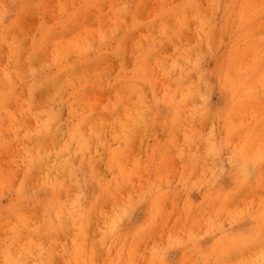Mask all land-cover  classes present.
<instances>
[{
	"label": "bare ground",
	"instance_id": "bare-ground-1",
	"mask_svg": "<svg viewBox=\"0 0 264 264\" xmlns=\"http://www.w3.org/2000/svg\"><path fill=\"white\" fill-rule=\"evenodd\" d=\"M24 1L28 3L30 0L28 1L24 0ZM42 1L43 0H38L36 5H39V7H41L40 4L43 3ZM103 1L104 0H77V6L74 8H69L66 4L63 5L61 2H58L57 5L54 7L55 14L54 16H52V19H51L52 22L50 24H45V22H42L38 25L36 33L33 34L29 38V39H33V41H30V45L34 47H31L27 51L22 50L21 42L18 40V39H22L21 37L22 35L19 32H16V28L18 26V21H16L17 17L13 19V16L12 17L10 16L11 18L9 19V23L5 24V22L2 21L1 19V17H3L2 15L5 12L3 9L0 8V76H2V78H6V80H10L11 78L16 77L15 76L16 72L18 73V71L22 70L21 65L23 64L28 65L27 68L25 66L26 69H29L30 67H32L34 63L33 61L36 60L35 59L36 51L38 52L43 51L46 54L45 64L51 65L55 68V72H52L54 74V77H52L51 79H45L39 82L38 79L40 77H37L33 79L31 83L27 85L21 84L20 86H15L12 84H8V88H10L12 91H15L17 89L20 91L24 89L25 94H26L24 103L28 106H31L33 102V98L35 96L41 95L42 93L47 92L49 89H51L52 91L51 95L54 96L55 94H57V92H59L58 90L63 91L66 84L70 86L71 88L70 98L72 100V103L70 102L68 104V107L70 108V112L74 114V117L76 118L77 121L73 127H70L68 131H66L67 140L65 141L64 139H61L59 142L58 139H55L56 133H57V129L55 128L54 130L55 125L53 123V120L55 119V113L54 111L52 112L50 110L46 112L45 117H44V120L45 119L46 120L43 124L35 127V129L33 130L28 131L29 139H36L38 141V144L32 142L28 146L25 152L26 162L24 160H20V161L22 162L23 166L26 167L27 165L28 171L37 172V174L40 176V179L38 181L39 182L38 185L40 187L42 186V183H41L42 180H43L44 185L48 184L49 186H51V188H56L57 186L60 187L64 185L63 183H65L69 179V175H70L69 169L71 167L73 168L71 158L69 157L70 147L72 145H76V143L78 144L83 143L82 144V147H83V145L87 141L86 138L93 135V133H96L97 140L102 144L108 139L107 138L105 140V137H109L111 139L117 138L119 140H122L123 144H126V142L129 140L130 137L133 139L132 134L134 132L136 133L137 128L145 134L148 133V131H151L157 128L160 131V135L157 136V139L158 141H161L162 146L163 145L167 146L172 142L174 143V140L176 139V136L174 137L175 132L177 130V125L175 122L177 119L179 120V118L174 117V112L179 111L181 113L180 109L179 110L176 109V107L178 108L177 103H179V100H180V97L177 95L178 93H176L177 92L176 89L178 87L177 83L179 82V80L182 78H185L186 76L185 74H183V71L180 69V65L178 63L179 61L190 62L192 61V58L194 56H189L190 50L188 51L184 49L185 46L183 47V49H180V50L178 47L172 46V49L170 53L168 54V56L171 59V61H173L171 66L173 68H179L180 78L179 77H176L174 79L170 78L168 76V72L165 71L167 69L162 70L160 77L157 79L152 80L150 76L147 78H142V76L149 75V71H148L149 67H146V64H149L150 59L151 60L158 59L157 56H158V52L160 51L159 50L160 48L159 46H156L153 48H149V50L145 53L139 52L137 54L138 57L135 54L136 56L132 64L133 67H132L131 73L122 74L120 71H118L112 78L113 79L112 81H110L109 79H106V76L110 72L109 65L107 62L108 56L109 57L111 55L115 56L116 52H119V51L117 49L116 52L112 51L111 53L110 51L109 53H106L104 51V48L107 42L110 44L109 42L110 39H119V37L116 36L119 30V26H116L117 22L115 24L112 23L110 25V29H111L109 33L110 35L106 34L104 31H101L100 29L98 31H93L95 30L94 29L95 27L89 30L83 26V23L85 24L87 13L91 12V11H88V9L93 7L96 10L97 8L95 6H99ZM110 1L111 0H109V2ZM141 1L142 0H139L138 3H140ZM143 1L146 2L145 0ZM159 2L160 1H158V3ZM110 3L107 5L110 6ZM113 3H115V1H113ZM257 4H256V0H180L175 3L170 2L166 7L163 6L159 8L157 11H155L154 13L152 12L153 13L151 14L152 16L150 17V19H147V20L141 19L139 16H137L138 12H135L134 9L124 8V9H120L119 11L117 9L118 14L120 13L124 14L128 19L126 22L125 20L120 21L121 23L123 22L122 23L123 25L121 26L122 27L121 28V31H122L121 39H129L133 35L131 39H143V40H146L148 43L155 41V39H157V42L160 41L161 43H167V42H170L172 39H176L179 43L178 39H180L181 37V33L184 30L183 28H187L192 33L193 39H198V42L204 43V45L208 49H211L209 46L214 43L220 42L219 46L222 43H225L223 42L224 40H222L221 42L220 39H235L233 43L234 49H235L236 46L240 43L238 39H254V41L255 39H261V36L263 33L262 34L256 33L257 28L255 27L256 19H257V12L259 10L257 8ZM202 5L204 6L206 10L207 15L201 14L202 15L201 16L199 14L198 9L200 10ZM151 10L152 9L150 8L149 11L151 12ZM111 12L112 14H117V12H113V11ZM146 13L147 12H145V14ZM93 15H95V13H93ZM148 16L146 18H148ZM20 19H23V18H20ZM103 19H104V15H101L100 22ZM261 20L262 19H260V21ZM260 23H259L260 26L262 24L264 25V22L262 24ZM263 25L262 27H264ZM261 30H263V28ZM38 39H42V40L38 41ZM160 39H162L163 42ZM235 41L238 43H236ZM251 42L252 41L247 42V43H251ZM257 42L256 41L254 42L256 45H254L253 47L256 46L257 48L258 43H259ZM2 44L6 46L5 51L2 50V47H1ZM41 45H43L44 47H42ZM195 46L196 45H194V47ZM225 46H228V45L225 44ZM232 46H229V47L231 48ZM262 46L263 45H259L260 48L258 50L262 48L261 49L262 51L264 49L263 48L264 46L263 47ZM218 47L217 46L214 47L215 50ZM222 47H223V44H222ZM230 48H228L227 51L229 52L232 51V49ZM253 51L255 55L256 51L255 50ZM238 52H239V47H238ZM236 53L237 52H232L230 54L235 55ZM258 53H260V51H258ZM162 54L164 53L162 52ZM225 54L227 55V53ZM236 55H238V53ZM235 57L236 59H238L237 58L238 56H235ZM257 57L258 56H256L255 58ZM244 58L245 56L243 57L242 55L243 60H241V62L238 60L237 61L240 64L245 61L244 64H246V68L243 66V64L242 66L245 69L250 70V68L253 65H251L250 68H247V63L249 61L247 62V58L245 59ZM225 59L226 58H222V61H224ZM222 61H221V64L224 65ZM234 61L236 62L235 59ZM118 62H120V60L117 61V63ZM195 64H197V62ZM240 64H239V67L241 66ZM155 67H156V64H155ZM223 67L225 68V66ZM230 67L231 69L233 68L231 70L233 74L234 68L236 66L230 65ZM35 68H36L35 72H38L39 70L37 69V67ZM224 68L222 70L221 68H219V70H221L220 73L224 70ZM229 70L227 73L231 74V71ZM235 70L237 69L235 68ZM33 71H29V72L33 73ZM225 72L226 71H224V73ZM248 72H246L245 74H247ZM202 73L203 72H201V74ZM245 74L243 75L241 73L238 79H235V78L232 79L233 80L232 82H235V85L233 84L234 85L233 89L231 88L233 87V85H231L230 87L232 90V92L231 91L230 92L233 94L232 98L231 97L230 98L233 99L232 102L234 104L233 106H231V108L228 109V112L226 115L227 117H229V119L228 118L225 119V120H228L225 123V125L229 123H233V122L234 124L230 125L228 128L225 126V129L222 132L223 135L219 138H216L215 132L212 131L213 129H210L211 132L208 134V136L204 138L205 145L203 147V150L202 149L195 150V147L192 150V155H191L192 158L199 157L201 159L202 157V159L203 158L205 159L206 157H209L208 155H213V153L217 154L218 156H223L224 155L223 150H225L226 148H230V154L228 155L225 154L228 156V158H230V166H229L228 172L226 171L224 175L222 174L224 178H228L227 181L230 182L229 187H226V185H224L225 183H222V182L220 183L218 179L213 178V177L204 179L199 184L200 187L204 188V193L200 199V205H199V208H201V215H202V217L201 216L199 217L202 218L203 220H202V223L200 224L199 230L198 229L196 230L199 232L193 233L191 232L192 231L191 229H189L191 231L187 229H185L186 231H184V228L182 227L184 232L180 235L178 234V236H173V234L168 233L167 236L168 237L172 236V237L170 239L168 237L165 238V246L163 248H159L158 247L159 245L157 246V242L154 243L156 245L150 242L147 245L143 246L141 242L143 241L144 238H146L147 236H150L151 232L158 230V228L161 229L163 226H166L167 228L168 220L172 216L171 213H173L174 211L177 212L178 210L179 213L177 212L178 214H175V215L177 216L178 219H180L181 222L184 221L188 223L187 219H190L188 216L184 215V214H188V209L191 207L188 205V203L183 202L181 209H178L179 204H177L176 206L177 210L172 209L171 204H173V200L174 198L177 197L178 192L182 191L181 189H176L174 186H173V190H170V191H162L159 189H154L151 193L149 194L146 193L145 195H141L139 198L142 200L145 199L143 202H145L148 205L147 215L152 214L151 220L148 219L147 217H145L144 219L141 218L139 220H137L136 217H133L131 208L135 205V202L137 201L128 200L127 202H125L126 206L123 208L122 213L121 211H118V209L113 208L112 210L115 212H112L110 218H107V220L103 221L102 223L104 228L96 229L98 232V235L101 237L98 239L96 238L97 243L99 242L101 243V249L105 253V258L101 261L100 264H171L169 263L170 258L168 257V254H167V252H169L171 249H167L168 247L169 248H173V247L179 248L180 249L179 251L182 254V258L187 256L188 253H191L193 251H196V253L198 252L200 254L202 253V258H203L202 263L203 264H264V248H263L264 247V244H263L264 243V226H263L264 224V198L262 199L259 197L258 198L255 197L256 200L255 201L253 200L252 202H250L249 205L245 204L244 206L242 204L243 209L241 210H239V207L235 208V205H233L232 203L240 199L238 196H241L242 194L246 195V193L251 188L252 190L256 189L258 185H255L254 183L259 184L264 181V162H263L264 143H261L262 138H259L260 140L259 139L256 140L257 142L252 139L255 136V133H257V131H264V129H262L264 128L263 125H262V128L255 131L256 129L255 127H257L258 124L264 123V113H260L259 115L256 113L257 112L256 110H259V109L262 110L264 107L262 109L260 107L257 109L258 107L257 105L255 109L256 111L255 113L258 115L257 116L256 114L253 115L251 111L248 110V109H251L250 107L247 106L248 109L245 108L246 106L245 103L244 104L240 103L242 105L238 104V95H237L238 89L240 88L239 91H241L242 87H239V85L242 86L243 83L245 82V79H247L246 78L247 75L245 76ZM262 74H264V72ZM218 75H219V72H218ZM235 75L238 76V72ZM139 78H142L143 83L150 86L151 89L152 88L158 89L160 87V90L164 92L162 95V100L167 102L169 106L173 108V110L170 111L171 113L168 116H163V117L159 116L160 118H158L157 107L155 109L151 108L150 110H146L148 109V106H145L146 98L142 96V94H144L143 93L144 91L141 90V87L137 86L138 85L137 83H136L137 85L135 84V79H139ZM162 80H163V84H160ZM225 80H226V76L223 81L220 80L221 84L224 83L222 85H225V83H227V82H224ZM248 81L249 80L247 79L245 84H247ZM252 83L248 82V85L246 87H249V84L251 86L254 85L253 87H255L254 82ZM245 84L243 88H245ZM197 85L198 87H200L199 83H197ZM188 86H190V88L192 87L191 85H188ZM188 86H187V90H188ZM230 88L228 89L230 90ZM246 90L247 89H245L244 91ZM250 90L252 91V89ZM261 90H264V89H261ZM90 91H91V94H89ZM96 91L105 92L106 101L103 104L98 105V107L94 108L92 105H90V103L93 102L92 100H90V97L91 95L93 96L92 92H96ZM191 91L193 92V90ZM202 91L203 90H201V92ZM255 91H257L256 88H255ZM135 92L139 93L140 95L139 109H138V101L127 102L125 100L126 96L127 98H129L133 96ZM193 94L195 95L196 92ZM234 95H236V97ZM263 95L261 93V96ZM233 96L235 97V99ZM158 97H160V95H158ZM261 99H259V101L264 100V99L262 100ZM153 101H156V98L152 97V102ZM241 101L242 100L240 99V102ZM185 102L187 104V101ZM72 104L74 106H72ZM80 106L85 107L86 111H81V113H78L77 107H80ZM154 110H156L157 112L154 113L150 118H148L146 116L147 112L148 111L153 112ZM187 110L189 111V109ZM252 111L254 112V110ZM59 113H61V111ZM184 113H186V111ZM193 116L194 115H192V118ZM238 116L240 117L238 118ZM235 117L239 120L240 119L243 120L241 124L245 128L240 129L241 130L240 133L242 134H239L238 130H235L236 128L238 129V122H235ZM182 118L183 117H180V119ZM194 122H193V125L196 124V123L194 124ZM196 122H198V119ZM185 123L187 124V122ZM179 127H182V126H179ZM97 128H100V129L97 131ZM194 129L195 128L193 126L192 130ZM202 131H203V128H202ZM242 131L244 132L247 131V132L243 133ZM188 133L190 134V132ZM263 134L264 133H262V137L264 138ZM231 136L237 137L238 143L234 142V144L236 145L230 144L228 142V139H230ZM196 138L199 140V137H196ZM40 140L42 142H40ZM230 140L233 141L232 139ZM258 141L260 142L261 145L263 144L262 146L259 144L260 148L258 147ZM176 144L177 142H175V145ZM182 146L181 148H183ZM158 152H159V149L156 148L153 154L151 155V159L153 162H157L156 156ZM204 152H207V153H204ZM124 155H125L124 149L121 151H118L117 148L112 149L111 152L107 155L108 164L111 166H116V165L118 166V163H122ZM168 156H171V155H168ZM165 157L163 155V158L166 160ZM204 159H203V162H204ZM74 161L76 162V160ZM222 163L223 162H221V165ZM125 164H127V161ZM163 164L161 165L162 167H163ZM127 165L128 167L126 166V170L123 168L122 172L124 175L126 174L129 176V174L132 172L134 168L133 169L130 168V167H133L131 165L129 167V162ZM191 166H194V163ZM249 166L254 167L255 177H252V180L253 178L256 179V180H253V182L255 181L254 183H252L248 179L247 177L248 175L246 176L247 168ZM95 167H97V165H95ZM191 168H189V170ZM249 169L250 168H248V170ZM250 170L252 171V169ZM96 172H97L96 175H100L98 174L97 168H96ZM162 172H163V169L161 170V173ZM175 172L173 174H175ZM252 174L253 173H251V175ZM26 175L29 176L30 174H28L26 171ZM29 178L30 177H28L27 179ZM89 178H90L89 181L88 180L83 181V185H84V192L82 194L83 198L89 195L87 190L90 187H93V188L96 187L97 192L96 194H94L91 191L93 195L91 196L89 195L92 198L90 202L88 203V206L86 205H82L81 207L77 206L73 210L69 211V214L72 215L73 217L72 219L69 220L68 226H66L64 222V226H65L64 230L68 229L71 231L69 232V234H68V231H65V238L67 239V244H66L67 247L64 244L65 245L64 248H59V249L52 248L54 232L51 230H57L58 228V230L63 231V228L60 227L61 220L59 218L54 217L55 220H50L53 222V226L46 224L45 228L42 231V234H41L42 236H41L40 241L43 242V245L41 246V254H40V257H38L39 260L37 261V264H56V262L59 261L60 259L62 260L63 264H73V263L87 264V260H89V258L87 259L86 254L83 251V246L88 241V236H89L88 231L90 230V220L95 219L96 218L95 215L98 214L99 201L100 200L104 201V199L110 198L111 194L109 193V191L115 187L114 183L100 182V181L97 182L95 181V179H93L92 176ZM221 179L223 180V178ZM254 185L257 187L255 188ZM122 186L124 185H121V187ZM190 186L188 187L189 189H190ZM259 187L261 186L259 185ZM76 188H78V186ZM212 188H215V190H212ZM261 188L259 189L261 190ZM117 189L119 188H116V190ZM65 191L67 190L65 189ZM190 191L188 192V195ZM117 195H120V194H117ZM252 197L250 196V200ZM107 199L105 201H107ZM134 199H137V198H134ZM241 201L243 202L244 200L242 199ZM246 201L249 202L248 199ZM228 202L232 203L234 207H231L232 206L231 204H229V207H228L227 206ZM167 203L171 205V208L169 207L167 208L165 206ZM17 204L18 203H16V205ZM16 205L13 208L14 211H16L15 210ZM115 205L117 204L115 203ZM196 207H198V204L195 205V208ZM196 212L198 211H195V213ZM45 213L49 217L52 215L50 213V209H45ZM118 217L119 219L123 221V224L119 225V227L117 226V220H116ZM222 218L228 221L227 229H222L220 227L219 223ZM6 219L5 221H7ZM136 221H137V224H133V222H136ZM56 222H58L59 224ZM138 246L141 247V251H143L140 261L136 259L137 252H140L138 250ZM257 246H261V247L263 246V247L257 248L255 250L254 248H256ZM63 250L64 252H62ZM248 250L252 252L251 256L247 254V256L245 257L243 253ZM3 251H5V249H3ZM58 252H61V254H59ZM91 254L93 255L94 252L92 251ZM70 256L72 258L71 263L69 260ZM92 262L93 264H95L94 261Z\"/></svg>",
	"mask_w": 264,
	"mask_h": 264
},
{
	"label": "rangeland",
	"instance_id": "rangeland-1",
	"mask_svg": "<svg viewBox=\"0 0 264 264\" xmlns=\"http://www.w3.org/2000/svg\"><path fill=\"white\" fill-rule=\"evenodd\" d=\"M37 1L38 0H30L28 3H26V1H24V0H0V4H1L0 6H2V5L5 6V7L4 6L0 7L5 12L2 15L3 17H1L2 21H4L5 24H8L9 19L12 16H13V19H15L17 17L16 21H18V26L16 28V32H19L22 35L21 36L22 39H18V40L21 42V48L24 51H27L31 47H34V46L30 45V41H33V39H29V38L33 34L36 33L38 25L42 22H45V24H50L52 22V20H51L52 16H54V14H55L54 7L57 5L58 2H61L63 5L66 4L69 8H74L77 6V0H73V1L72 0H43L42 1L43 3L40 4L41 7H39V5H36ZM113 1H115V3H113ZM145 1L146 2H144L142 0L140 3H138L139 0H111L110 1L112 3L111 4L109 2V0H104L101 3L103 5L100 4L101 6L100 5L95 6L97 8L96 10L93 7H91L88 9V11H91V12L87 13V11H86L87 17L85 19V24L83 23V26L89 30H91V28L95 27L94 28L95 30L92 29L93 31H98L100 29L101 31H104L108 35H110L109 34L110 30H111L110 25L112 23L115 24L117 22L116 26H119V30L116 34V36L119 37V39H110L109 40L110 44L107 42L105 45V48H104V51L106 53H109L110 51H111V53H112V51L116 52L117 49L119 51V52H116V54H115L116 57L114 55H111V53H110L111 56L110 57L108 56L107 62L109 65L110 72L106 76V79H109L110 81L113 80L112 78L114 77V75L118 71H120L122 74L131 73V70L133 67L132 64L134 62L135 56L139 52L145 53L149 50V48H153L156 46H159V48H160L159 49L160 51L158 52V56H157L158 59L157 60L156 59L155 60L150 59L149 64H146V67H149V70H148L149 75L142 76V78H147L150 76V78L152 80L157 79L160 77L161 71L164 69H167L165 71L168 72V76L170 78H172V79H174L176 77L180 78L179 68H173L171 66L173 61H171L168 54L170 53L172 46L178 47L179 50L183 49V47L185 46L184 49H186L188 51L190 50L189 56H194L193 58H194L195 62H194L193 58H192V61H190V62H185V61H179V63L177 62L180 65V69L183 71V74L186 75L185 76L186 79L182 78L177 83L178 87L176 89V91H177L176 93H178L177 95L180 97V100H179V103H177L178 108L176 107V109H178V110L180 109L181 113L179 111L174 112V117L179 118V120L177 119L175 122L177 125L178 131L176 130V132H175L174 137L176 136V139L174 140V143L172 142L167 146H165V145L162 146L161 141H158V139H157V136L160 135V131L157 128H155L151 131H148V133H146V134L137 128L136 133L134 132L132 134L133 139L130 137L128 140L129 142L127 141L126 144H123L122 140H119L117 138L111 139L109 137H105V140L107 138L108 139L102 144L97 140L96 133H93V135L86 138L87 141L85 142L83 147H82L83 143H80V144L76 143V145H72L70 147V156L69 157L71 158L73 168L71 167L69 169V171H70L69 174L73 177H71L69 175V179L65 183H63L64 185L60 186V187L57 186L56 188H51V186H49L48 184L44 185L43 180H42V182H41L42 186L40 187L38 185V183H39L38 181L40 179V176L37 174V172L28 171L27 165H26V167L23 166L22 162L20 161V160H24L26 162L25 152H26V149L28 148V146L32 142L38 144V141L36 139H29L28 131L35 129V127H37V126H39L45 122L46 119L44 120V117H45V114L48 110H50L52 112L54 111V113H55V119L53 120V123L55 125L54 130L56 128L57 133H58V134L56 133L55 139H58L59 142L61 139H64L66 141L67 140L66 139L67 138L66 137V131H68V129L70 127H73L77 121L76 118L74 117V114L70 112V108L68 107V104L70 102L72 103V100L70 98V94H71L70 89L71 88H70V86H68L66 84L64 90L63 91L58 90L59 92H57V94H55L54 96L51 95L52 91H51V89H49L47 92L42 93L41 95L35 96L33 98V102L31 104V106H28L24 103V99L26 97L24 89L20 90V91L18 89L15 91H12L10 88H8V84H12L15 86H20L21 84L27 85V84L31 83V81L37 77H40L38 79L39 82L41 80L51 79L52 77H54V74L52 72H55V68L51 65L45 64V62H46V59H45L46 56L45 55L46 54L43 51H39V52L36 51V55H35L36 60L33 61L34 63L32 65V67H30L29 69H26L28 65H24V64L21 65L22 70L18 71V73L17 72L15 73V76H16L15 78H11L10 80H6V78H2V76H0V246H1L0 247V249H1L0 250V264H37V261L39 260L38 257H40V254H41V246L43 245V242L40 241L41 236H42L41 235L42 231L45 228L46 224L53 226V222L50 220H55L54 217L59 218L61 220L60 227L63 228V231L58 230V228H57V230H51L54 232L52 248L53 249L64 248V246L67 244V239L65 238V231H68V234H69V232H71L68 229L64 230V228H65L64 222H65L66 226H68L69 220L72 219V217H73L72 215L69 214V211L73 210L77 206H80V207L82 205L88 206V203L90 202V200L92 198L90 196L93 195V193L96 194V192H97L96 187H94V188L90 187L87 190V192L90 196L88 195V196H85L84 198L82 196V194L84 192L83 181L84 180L89 181V179H90L89 177H91V176L97 182L100 181V182L114 183L115 187L109 191V193L111 194V196H110L111 199L106 198L107 201H105L106 199H104V201L103 200L99 201L98 214L95 215L96 216L95 219L90 220V230L88 231L89 232L88 241L83 246V251L85 252L87 259L89 258V260H87V264H93L92 261H94L95 264H100L101 261L105 258V253L101 249V243L100 242L97 243V239L101 238V237L98 235V232L96 229L97 228H100V229L104 228L102 223H103V221H106L107 218H110L112 212H115L112 210L113 208L118 209V211H121V213H122L123 208L126 206L125 202H127L128 200H136L137 202H135V205L133 204L134 206L133 205H132L133 207L131 206L132 207L131 208L132 216L136 217L137 220H139L141 218L144 219L145 217H147L148 219L151 220L152 214L147 215L148 205L145 202H143L145 199L144 200L139 199L140 196L145 195L146 193L149 194L154 189H159L162 191H170V190H173V186L176 189H181L182 191L178 192L177 197L174 198L173 204H171V205H172V209H175V210H177L176 209L177 204H179L178 209H181L183 202H186V203H188L189 206H191L188 209V214H184L190 218V219H187L188 223H186L184 221L181 222L180 219H178L177 216L175 215V214L179 213L178 210H177L178 213L176 211H174L173 213H171V215H172V216L170 215L171 217L168 216L170 218L168 220L167 228H166V226H163L161 229L158 228V230L151 232L150 236H147L141 242V244L143 246L147 245L150 242L152 244L157 242V246L159 245L158 246L159 248H163L165 246V238L168 237L167 236L168 233L173 234V236H178V234L180 235L184 231H186L185 229H187V230L191 229L192 231L191 230H189V231H191L193 233L199 232L196 230L197 229L199 230L200 224L202 223V220H203L202 218L199 217V216L202 217L201 208H199V205H200V199L204 193V188L199 186V184H200V182H202V180L213 177V178L218 179V181L220 183L221 182L225 183L224 185H226V187H229L230 182L227 181L228 178H224L222 176V174L224 175L226 171L228 172V169L230 166V158H228V156H227L228 154H230V148H226L225 150H223V154H224L223 156H218L217 154H214V153H213V155H208L210 158L209 157H206L205 159L203 158L204 162H203L202 157H201V159L199 157L192 158L191 155H192V150L194 149V147H195V150H201V149L203 150V147L205 145L204 144L205 143L204 138L206 136H208V134L211 132L210 129H213L212 131L215 132L216 138H219L223 135L222 132L224 131L225 126L228 128L230 125L234 124V122H233V123H229V124L225 125V123L228 121L225 119H227V118L229 119V117H227L226 114L228 112V109L231 108V106H233V104H234L232 102L233 99H231L232 95H233L231 93L232 92L231 88L232 89L234 88L235 82H232L233 81L232 79H234V78L238 79V77L241 73L244 75L246 72L249 71L247 74H245V76L247 75L246 78L249 80L248 81L249 83L254 82L255 87H253L254 85L251 86L250 84H249V87H246L248 85V82H247V84H245L247 79H245V82L243 83L242 86L238 84L239 87H242V89H243V91H242V89H241V91H239L240 88L238 89V94H237L238 95V104H240V103L244 104L245 103V105H246L245 108L248 109L247 106L250 107L251 109H248V110L251 111V113L253 115L256 113L259 115H260V113H264V110H263L264 109L263 108L264 107V102H263L264 100H262V99H264L263 98L264 97V95H263L264 90H261V89H264V74H262L264 72V63H263L264 62V55H263L264 49L262 51H261L262 48L260 50H258L261 47V46L259 47V45L264 46V43H263L264 42V31H263L264 27H262V25H263L262 23L264 22L263 21L264 20V16H263L264 15V0H256V4L258 3L257 8L259 9L257 12V19H256V25H255V27L257 28L256 33H261V34L263 33V34L261 36V39H255V41L256 42L258 41L260 44L257 42L258 46L256 48V46L253 47L254 45H256L254 43L255 42L254 39H238L240 41V43L236 46L235 49H234V45H233L235 39H220L221 42H222V40H224L223 42H225V43H222L223 47H222V44L219 46L220 42H218V43H214L210 46L207 45L211 48V49H208L204 45V43L198 42V39H193L192 33L187 28H183L184 30L181 33V37H180V39H178L179 43L176 39H172L173 41L171 40L170 42H167V43H161L160 41L157 42V39H155V41L148 43L146 40H143V39H131L133 37V35L129 38L130 40L129 39H121V37H122V31H121L122 27L121 26L123 25L122 24L123 22L121 23L120 21L125 20V22H126L128 19L124 14H121V13L118 14L117 9H118V11L120 9H124V8L134 9L135 12H138L137 16H139L141 19L147 20V19H150V17L152 16L151 14H153L159 8H161L163 6L166 7L170 2L175 3V2H178L180 0H145ZM158 1H160V2L158 3ZM120 2H121V4H120ZM109 3H110V6L107 5ZM200 3H201V1H200ZM6 6H7V8H6ZM152 7H154V8H152ZM150 8L152 9L151 12L149 11ZM90 9H92L94 11H92ZM138 9H139V11H138ZM111 11L117 12V14H112ZM145 12H147V13L145 14ZM198 12L200 15L201 14L207 15L206 10H205L203 5L201 6L200 10L198 9ZM93 13H95V15H93ZM101 15H104V19L106 18L105 20L103 19L104 21L102 20L103 22L101 21L102 23L100 22V16ZM147 16H148V18H146ZM116 17H118V18L120 17V18L118 19ZM20 18H23V19H20ZM92 18H94V19H92ZM260 19H262V20L260 21ZM259 23L262 25L260 26ZM262 28H263V30H261ZM40 40H42V39H38V41H40ZM160 40L162 41V39H160ZM250 41H252V42L247 43ZM236 43H238V42H236ZM225 44L228 46H225ZM194 45H196V46L194 47ZM41 46L44 47L43 45H41ZM190 46H191V48H190ZM216 46L217 47L219 46V47L216 48V50H215L214 47H216ZM229 46H232V47L230 48ZM1 47H2V50L5 51L6 46H4L2 44ZM238 47H239L240 54L238 52ZM228 48L232 49V51H230V52L227 51ZM244 48H246V49H244ZM253 50L256 51L255 55H254ZM213 51H215L216 53ZM258 51H260V53H258ZM162 52L164 54H162ZM224 52L227 53V55ZM232 52H237L238 55H236L237 53L235 55L234 54L231 55L230 53H232ZM195 53H196V55H195ZM159 55H161L162 57ZM242 55H243V57L245 56V58H247V62L249 61L248 63L246 62L247 68H250L251 65H253L250 68V70L245 69L246 68V64H244L245 61L244 62L242 61L243 63H241V64L238 62V61L241 62V60H243ZM225 56H227V57H225ZM235 56H238L237 57L238 59H236ZM256 56H258V57L255 58ZM137 57H138V55H137ZM260 57H261V59H260ZM150 58H152V57H150ZM222 58H226V59L224 61H222ZM232 58H233V60H232ZM234 59L238 63H236L234 61ZM258 59H260V60H258ZM119 60H120V62L117 63V61H119ZM208 60L210 62L211 61L212 62L210 63ZM130 61H131V63H130ZM158 61L160 62V64ZM221 61H222V63H224V65L221 64ZM251 61H252V63H251ZM121 62H122V64H121ZM174 62H175V60H174ZM196 62H197V64H195ZM234 63H236V64H234ZM155 64H156V67H155ZM210 64H212V65H210ZM239 64L241 65L240 67H239ZM242 64L245 68L242 66ZM257 64H259V65H257ZM221 65L225 66V68ZM230 65L236 66L235 68L237 70H235V68H234L233 74L231 71L233 68L231 69ZM25 66H26V68H25ZM219 66H221V67H219ZM255 66H257V67H255ZM35 67H37V69L39 70L38 72H35V69H36ZM218 67L221 68V70L224 68V70L220 73L221 70H219ZM226 69L231 71V74L227 73L228 70H226ZM241 69H242V71H241ZM238 70H240V71H238ZM29 71H33V73H30ZM224 71H226V72L224 73ZM201 72H203L204 74L203 73L201 74ZM218 72H219V75H218ZM237 72H238V76L235 75ZM249 74H251V75H249ZM153 75L154 76L156 75V76L154 77ZM225 76H226V80L224 82H227V83H225V85H222L224 83L221 84L220 80L223 81L225 79ZM188 77H190V78H188ZM218 77H220V78H218ZM19 78H21L22 80ZM142 78L135 79V84L137 83L138 85L137 84L136 85L138 87H141V90L144 91L143 92L144 94H142V96H144L146 98L145 106H148V109H146V110H150L151 108L155 109L157 107L158 118L163 117V116H168L171 113L170 111L173 110V108L171 106H169V104L167 102L162 100V95L164 92H162L160 90V87L158 89H154V88L151 89L150 86L143 83ZM190 80H192V81H190ZM185 83H186V85H185ZM193 83H194V85H193ZM197 83H199L200 87H198ZM160 84H163V80H162V82H160ZM226 84H228V85H226ZM229 84H230V86H229ZM244 84H245V88H243ZM188 85H191L192 87L190 88V86H188ZM212 85H213V87H212ZM231 85H233V87H231ZM187 86H188V90H187ZM251 87H253V88H251ZM228 88H230V90ZM248 88H249V90L252 89V91L250 90V92H249ZM255 88L257 91L258 90L259 91L258 92L255 91ZM245 89H247V90L244 91ZM191 90H193V92ZM201 90H203V91L201 92ZM195 92H196V94L194 95L193 93H195ZM92 93H93V96L91 95L90 100H92L93 102H91L90 105H92L94 108L98 107V105L103 104L106 101V93L105 92L96 91V92H92ZM135 93L133 94V96H131L129 98H127V96H126L125 100L127 102L138 101V109H139L140 95H139V93H136V94ZM252 93H254V94H252ZM258 93H260V94H258ZM261 93L263 96H261ZM89 94H91V91L89 92ZM221 94L222 95L224 94V95L222 96ZM135 95H137V96H135ZM158 95H160V97H158ZM234 96L236 97V95H234ZM252 96H254V97H252ZM152 97L156 98V101L152 102ZM235 97H234V99H235ZM250 97H251V99H250ZM255 97H256V99H255ZM222 99H223V101H222ZM240 99L242 100L241 102H240ZM259 99H261L262 101H259ZM185 101H187V104ZM61 104H62V106H61ZM184 104H186V105H184ZM192 104H194V105H192ZM242 104H240V105H242ZM257 105H258V107H257ZM72 106H74V105L72 104ZM256 107H257V109L259 107L261 109L262 108L263 109L262 110H260V109L256 110L257 111L256 112L255 111ZM252 108H254V109H252ZM187 109H189V111ZM165 110H166V112H165ZM252 110H254V112ZM60 111H61V113H59ZM77 111H78V113H81V111H86V108L80 106V107H77ZM157 111L156 110H154L153 112L148 111L146 116L148 118H150ZM185 111L187 114L184 113ZM191 114L194 115L193 118H192ZM180 117H183V118L180 119ZM239 117L240 116H238V118ZM197 119H198V122H196ZM211 119H212V121H211ZM183 120H185V121H183ZM199 120L201 123L199 122ZM189 121H190V123H189ZM209 121H210V123H209ZM242 121L243 120H241V119L239 120L235 117V122H238V129L236 128L235 130H238L239 134H242V133H240L241 132L240 129L245 128L241 124ZM185 122H187V124ZM193 122H194V124L195 123L196 124L193 125ZM127 123H129V122H127ZM178 123H180L181 125ZM259 125H260V127H259ZM262 125L264 127V123L258 124L257 127H255L256 128L255 131L262 128ZM179 126H182L183 128L179 127ZM193 126L195 128L194 130H192ZM202 128H203V131H202ZM99 129L100 128H97V131ZM262 129H264V128H262ZM187 130H189V131H187ZM198 131H199V133H198ZM188 132H190V134ZM242 132L245 133L247 131H245V132L242 131ZM260 132H261V134H260ZM257 133H255V136H257V137L254 136L252 139L254 141H256L259 138H262L261 143H264V141H263L264 138L262 137V133H264V131H257ZM188 134H189V136H188ZM260 135H261V137H260ZM196 137H199V140ZM230 139H232L233 141H231ZM230 139H228V142L230 144L236 145V144H234V142L238 143L237 137L231 136ZM179 141H180V143H179ZM40 142H42V141L40 140ZM175 142H177L176 145H175ZM259 144H260V142L258 141V147H259ZM181 146L183 148H181ZM130 147H131V149H130ZM114 148H117L118 151H121L123 149L125 150V155L123 157L122 163L124 161L125 162L123 164L118 163V166L117 165L111 166L108 164V156L107 155ZM156 148L159 149V152L156 156L157 162H153L151 159V155L153 154V152L155 151ZM183 150H184V152H183ZM204 153H207V152H204ZM225 154H227V155H225ZM126 155H128V156H126ZM163 155H164V157L166 156L165 157L166 160L163 158ZM168 155H171V156H168ZM133 159L134 160L136 159L137 161L136 160L134 161ZM163 159L166 161V163ZM74 160H76V162ZM197 160H199V161H197ZM126 161H127V164L129 162V167L131 165L133 167H130V168H132V169L134 168L133 170H135V171L132 170V172L129 174V176L126 174L124 175L122 172L123 168L126 170V166L128 167V165L125 164ZM196 162H197V164H196ZM221 162H223L222 165H221ZM263 162H264V160H263ZM193 163H194V166H191V165H193ZM106 164H107V166H106ZM162 164H163V167L161 166ZM82 165H84V166H82ZM95 165H97V167H95ZM164 165H165V167H164ZM161 167L163 169L162 173H161V170H162ZM96 168L98 170V174H100V175H96L97 174ZM102 168H103V170H102ZM189 168H191V169L189 170ZM248 168L252 169V171L250 169H249L250 170L249 171ZM248 168H247V173H249V174L246 173V176L248 175L247 176L248 179L252 183H254L255 181L253 182V180H256L255 178H253V180H252V177H255L254 167L249 166ZM221 170H223V171H221ZM26 171L28 174H30L29 176L26 175ZM173 171L174 172L176 171L175 174H173L174 173ZM250 172L253 174L251 175ZM72 173H73V175H72ZM95 176H97V177H95ZM28 177H30V178L27 179ZM221 178H223V180ZM128 182H129V184H128ZM132 184H134V185H132ZM254 184L258 185V187L254 185L255 188L257 187L256 189L252 190V188H251L246 193V195L242 194L241 196H238L240 199H238V200L236 199L237 201L232 202L233 205H235V208L239 207V210H241V209H243V207H242L243 205L244 206H245V204L249 205L250 202H252L253 200L255 201L256 198H258V197L262 198V199L264 198V189H263L264 188V181L262 183H259V184H256V183H254ZM121 185H124V186L121 187ZM259 185L263 188L259 187ZM77 186H78V188H76ZM189 186H190V189L188 188ZM198 186H199V188H198ZM130 187H131V189H130ZM61 188H63L64 190ZM116 188H119L120 190L117 189L118 190L117 191ZM259 188H261V190ZM65 189L67 191H65ZM190 190H192V191H190ZM212 190H215V188H212ZM91 191L93 193H91ZM189 191H190V193L188 195ZM113 192L114 193L116 192V193L114 194ZM77 193H79V194H77ZM117 194H120L122 197L120 195H117ZM250 196L251 197L253 196L251 198V200H250ZM134 198H137V199H134ZM242 199L245 201V203H244V201L243 202L241 201ZM245 199L246 200L248 199L249 202H247ZM16 203H18V204L16 205ZM115 203L117 205H115ZM232 203L228 202L227 206L229 207V204L232 205ZM197 204H198V207L195 208V205H197ZM15 205H16V208H15L16 211L13 210ZM27 205H28V207H27ZM171 205L169 203H167L165 206L167 208L168 207L171 208ZM233 205L231 207H234ZM44 206H46V207H44ZM102 208H104V209H102ZM45 209H50V213L52 214L50 217L45 213ZM31 210H33V211H31ZM100 211H101V213H100ZM195 211H198V212H196L197 214L195 213ZM142 214H143V216H142ZM120 216H121V214H120ZM5 219L7 221H5ZM116 220H117V226L118 227H119V225L123 224V221L121 219H119V217ZM56 223H58V222H56ZM133 224H137V221L133 222ZM219 224H220V227L222 229L228 228V221L224 218L221 219ZM181 225H183V226H181ZM263 226H264V224H263ZM182 227L184 228V231H183ZM171 237L172 236H170L168 238L170 239ZM143 243H145V244H143ZM154 245H156V244H154ZM66 247H67V245H66ZM262 247L257 246L254 249L256 250L257 248H262ZM3 249H5V251H3ZM89 249H90V251H89ZM167 249H171L169 252H167L168 257L170 258L169 263H171V264H203L202 263V259H203L202 253L200 254L198 252L196 253V251H193L191 253H188L187 256L182 258V254L179 251L180 250L179 248H176V247L169 248L168 247ZM254 249H253V251H254ZM138 250L140 252H137L136 259L138 261H140V258L142 256L143 251H141V247H139V246H138ZM92 251L94 252L93 255L91 254ZM62 252H64V250ZM58 253L61 254V252H58ZM251 253L252 252H250V250H248V251L244 252L243 255H245V257L247 256V254H249V256H251ZM166 255H165V257H166ZM17 256H18V258H17ZM249 256H248V258H249ZM69 260L71 263V260H72L71 256H70ZM195 262H197V263H195ZM56 264H63V262L60 259L59 261L56 262ZM73 264H75V263H73Z\"/></svg>",
	"mask_w": 264,
	"mask_h": 264
}]
</instances>
